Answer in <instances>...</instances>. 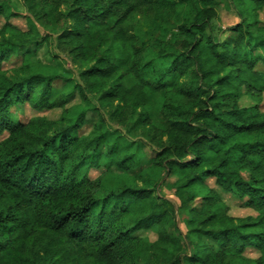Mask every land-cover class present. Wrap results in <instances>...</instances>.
Returning <instances> with one entry per match:
<instances>
[{
    "label": "trees",
    "instance_id": "obj_1",
    "mask_svg": "<svg viewBox=\"0 0 264 264\" xmlns=\"http://www.w3.org/2000/svg\"><path fill=\"white\" fill-rule=\"evenodd\" d=\"M232 1L242 20L220 39L217 0H21L28 29L0 30V264H264V56L251 54L264 50V0ZM184 3L166 38L163 19ZM16 14L0 0V17ZM41 43L76 66L73 88L96 101L88 135L86 109L67 107L55 76L32 73L27 56ZM245 97L254 103L242 106ZM25 104L60 114L14 119ZM112 124L141 142L109 141ZM134 145L174 179L185 233L154 188L102 194L90 178L103 159L138 165ZM222 192L253 213L232 216ZM141 229L155 241L134 236Z\"/></svg>",
    "mask_w": 264,
    "mask_h": 264
},
{
    "label": "rangeland",
    "instance_id": "obj_2",
    "mask_svg": "<svg viewBox=\"0 0 264 264\" xmlns=\"http://www.w3.org/2000/svg\"><path fill=\"white\" fill-rule=\"evenodd\" d=\"M7 8V12H18L16 15H11L9 21L6 20V17H0V30L4 27L6 22H9L13 25L15 29H12V32H16V29L27 30L28 29V12L23 6L21 0H3ZM179 2V0H177ZM221 6V17L216 23L215 34L220 39H225L229 33L227 30L238 23L241 22L239 12L241 11L240 6H236L232 0H217ZM185 4V3H184ZM179 6H175L178 8ZM173 8V7H172ZM240 10V11H239ZM171 11V16L169 19H163L162 34L166 38H174L176 31L175 19L183 18L185 13L189 12V4H185V8L180 12V9L177 11ZM261 20L264 22V11L261 13ZM255 29V28H253ZM40 35H44L45 31L41 27H37ZM253 52L251 54L263 55L264 50L261 46H254ZM54 44L48 45L47 43H41L36 47V53L33 55L27 56V62L30 63L32 73H39L43 75H52L55 76L52 81V86L57 92H64L67 99V107L72 108V110H78L85 108L87 111V118L83 127L79 131L81 135H88L94 128V125L99 120L100 112L94 110L93 107L97 104L96 101L92 99L84 100L78 91L77 88H73L74 84L79 83V77L76 66L70 62L63 54L56 51ZM17 63V60L7 62L6 68L13 67ZM254 102L248 97H245L241 101L242 106L252 105ZM261 109L264 111V96L260 104ZM12 116L16 120L23 122H28L31 118L36 116H46L49 118H57L60 114V110L52 111H37L33 109L29 104H25L21 107L12 108ZM108 139L109 141H116L120 146H126L130 142L139 144L141 142V137L138 135H132L127 132L126 129H123L114 124L108 126ZM7 135L3 134L0 136V141ZM140 141V142H139ZM136 146L130 147L132 153L137 156H140V162L138 165L125 170L117 166H112L111 169H108V159H103L100 162L98 168H92L88 172L91 179L95 180L101 179V189L100 192L104 194L112 189H118L121 187H148L154 188V195L161 196L170 200L175 204L176 208L179 206V200L174 196V179L169 177L166 173V170L161 165H154V161L150 158L147 150L148 148H143V151H136ZM209 185L215 187L214 179L209 178L207 180ZM222 196L226 203L230 207V214L234 217H245L251 213L252 210L242 207L240 200L234 197L232 194L223 193ZM194 204L197 208L200 207L201 201L200 198H196ZM175 226L177 230L186 232V227L183 222V217L180 216L179 210L177 208L176 217H175ZM134 236H138L149 242L155 241L157 238V232L153 229H141L134 233ZM245 254L250 257H255L258 255V251L255 247H247Z\"/></svg>",
    "mask_w": 264,
    "mask_h": 264
}]
</instances>
